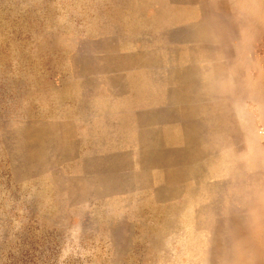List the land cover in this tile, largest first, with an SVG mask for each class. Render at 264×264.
Here are the masks:
<instances>
[{"label": "rangeland", "instance_id": "1", "mask_svg": "<svg viewBox=\"0 0 264 264\" xmlns=\"http://www.w3.org/2000/svg\"><path fill=\"white\" fill-rule=\"evenodd\" d=\"M0 264H264V0H0Z\"/></svg>", "mask_w": 264, "mask_h": 264}, {"label": "bare ground", "instance_id": "2", "mask_svg": "<svg viewBox=\"0 0 264 264\" xmlns=\"http://www.w3.org/2000/svg\"><path fill=\"white\" fill-rule=\"evenodd\" d=\"M144 138H145V136H144Z\"/></svg>", "mask_w": 264, "mask_h": 264}]
</instances>
